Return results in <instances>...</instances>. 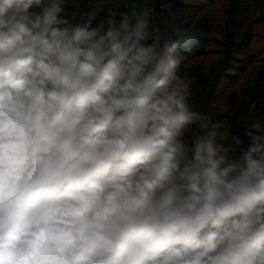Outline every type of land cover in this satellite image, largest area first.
<instances>
[{
    "label": "clouds",
    "instance_id": "9594fccd",
    "mask_svg": "<svg viewBox=\"0 0 264 264\" xmlns=\"http://www.w3.org/2000/svg\"><path fill=\"white\" fill-rule=\"evenodd\" d=\"M65 3L0 0V264H264V124L221 142L179 40Z\"/></svg>",
    "mask_w": 264,
    "mask_h": 264
},
{
    "label": "trees",
    "instance_id": "16d2710c",
    "mask_svg": "<svg viewBox=\"0 0 264 264\" xmlns=\"http://www.w3.org/2000/svg\"><path fill=\"white\" fill-rule=\"evenodd\" d=\"M133 5L151 31L180 41L189 106L227 134L221 142L264 124V0H66L65 9L95 11L99 22Z\"/></svg>",
    "mask_w": 264,
    "mask_h": 264
}]
</instances>
